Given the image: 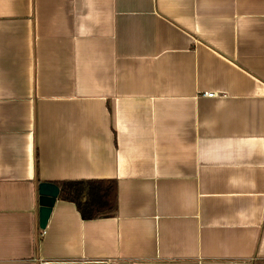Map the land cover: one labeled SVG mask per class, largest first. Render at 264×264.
<instances>
[{
	"label": "crops",
	"instance_id": "crops-1",
	"mask_svg": "<svg viewBox=\"0 0 264 264\" xmlns=\"http://www.w3.org/2000/svg\"><path fill=\"white\" fill-rule=\"evenodd\" d=\"M0 264H264V0H0Z\"/></svg>",
	"mask_w": 264,
	"mask_h": 264
},
{
	"label": "trees",
	"instance_id": "trees-1",
	"mask_svg": "<svg viewBox=\"0 0 264 264\" xmlns=\"http://www.w3.org/2000/svg\"><path fill=\"white\" fill-rule=\"evenodd\" d=\"M52 183L59 189L58 199L72 203L82 220H98L116 214L117 181L99 179Z\"/></svg>",
	"mask_w": 264,
	"mask_h": 264
},
{
	"label": "water",
	"instance_id": "water-1",
	"mask_svg": "<svg viewBox=\"0 0 264 264\" xmlns=\"http://www.w3.org/2000/svg\"><path fill=\"white\" fill-rule=\"evenodd\" d=\"M59 189L54 183H39L37 187L38 199V228L44 230L51 216L52 208L58 199Z\"/></svg>",
	"mask_w": 264,
	"mask_h": 264
},
{
	"label": "built area",
	"instance_id": "built-area-1",
	"mask_svg": "<svg viewBox=\"0 0 264 264\" xmlns=\"http://www.w3.org/2000/svg\"><path fill=\"white\" fill-rule=\"evenodd\" d=\"M206 97H212V96H214V94H212V93H208L207 95H205Z\"/></svg>",
	"mask_w": 264,
	"mask_h": 264
}]
</instances>
